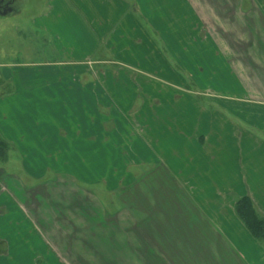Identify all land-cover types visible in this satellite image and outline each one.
<instances>
[{
    "label": "rangeland",
    "instance_id": "374dc122",
    "mask_svg": "<svg viewBox=\"0 0 264 264\" xmlns=\"http://www.w3.org/2000/svg\"><path fill=\"white\" fill-rule=\"evenodd\" d=\"M117 3L14 0L7 14L0 11V97L13 92V124L52 131L57 124L68 130L79 122L83 146L77 160L74 154L60 152L53 157L55 151L39 149L36 142L28 151H16L0 138V170L8 175L5 183L0 181L1 194L8 196V201H0V264H203L201 243L194 244L201 242L203 233L189 230L191 225L193 230L202 227L201 217L187 216L192 211L184 207L170 214L168 200H157L155 194L171 186L169 170L143 166L151 154L139 141L137 116L140 109L142 114L147 111L144 98L150 100L151 112L159 106L150 97L155 88L147 84L154 78H143L148 73L122 62V57L143 67L166 62L178 69L175 59L186 66L188 57L173 59L163 53L161 59L145 40L139 55L131 41L118 39L134 33L124 28L109 34ZM224 29L246 37L252 47L245 53L244 45L220 40L223 58L229 53L237 57L238 66L235 61L231 66L248 95H264V26L257 22L253 31V24H225ZM91 37L98 46L90 53ZM151 41L166 52L163 41ZM114 65L122 72L108 73V81L106 71ZM177 72L185 84L182 90L200 94L196 96L202 100L186 73ZM223 77L226 86L220 89L234 94L233 85L229 83V89L227 84L235 81L225 70ZM75 113L80 121L73 120ZM89 132L97 134L96 151L87 149ZM256 242L264 247V241Z\"/></svg>",
    "mask_w": 264,
    "mask_h": 264
},
{
    "label": "crops",
    "instance_id": "0c3cea01",
    "mask_svg": "<svg viewBox=\"0 0 264 264\" xmlns=\"http://www.w3.org/2000/svg\"><path fill=\"white\" fill-rule=\"evenodd\" d=\"M116 1L119 2L116 4V21L108 33L118 30L134 33L128 38L119 35L118 39L131 41L128 44L136 47L139 55H143L140 51L144 50L145 45L142 47L141 41L145 40L160 57L163 53L173 59L187 56L186 66L177 59L175 65L186 73L203 97L201 100L197 97L200 94L196 96L195 93L182 90L185 84L178 74L180 72H177L179 70L166 62L162 66L143 67L138 62L122 57L123 63L131 65V70L148 73V76L141 75L143 78L153 77L160 81L158 84L151 79L147 83L155 88V94L150 97L159 106L151 112V102L144 98L142 105L148 106L147 111L142 114L140 109L137 116L139 141L144 150L151 154L148 160L144 159L143 166H153L156 172L158 169L169 170L168 182L171 186L167 192L163 191L164 194L160 192V196L155 190L157 200H168L170 214L184 207L192 211L187 216L201 217L202 227L193 230L191 225L189 229L203 233V242L194 243H201V263L264 264L263 245L256 242L234 213L235 202L247 197L257 214L264 216V95L247 94L236 70L231 66L234 61L237 63L235 67L238 66L237 57L229 53L231 58H223L224 53L218 47V41L228 40L244 45L242 50L245 53L251 49L252 45L245 41L246 37L236 36L234 32L230 35L224 25L244 23L251 27L253 24V31H257V22L264 26V0H249L247 6L243 5L245 0ZM250 11L251 14H248ZM140 21L144 26H141ZM146 31H149L150 38ZM91 39L93 42L89 52L98 46L95 37ZM151 40L163 41L166 52H162L161 48L159 50ZM132 46L130 50H134ZM121 47L125 54L124 50L128 46L124 44ZM78 54L81 55V52ZM223 70L228 71V77L235 81V84L232 80L227 84V87L229 83L233 85L234 94L227 95L220 89V85L226 86L222 83L225 78ZM114 71L116 74L122 72L114 65L106 71L108 81V73ZM114 84L118 86L117 82ZM94 85L97 88L96 81ZM241 92L244 94L240 95ZM0 102V138L11 149L28 151L29 144L36 142L39 149L55 151L53 157L60 152L70 156L74 154L77 160L81 159L82 123L71 125L72 129L79 128L77 133H71L72 129L67 130L68 127L60 124L52 131L18 129L13 124V92L0 97ZM211 105L214 107H209ZM96 110L95 106V115ZM77 115L75 113L73 120L80 121L81 117ZM163 120L164 124L161 123ZM88 134L90 136L85 137L87 149L89 152L92 149L96 151L99 143L97 134ZM167 141L168 144L162 145ZM6 175L0 170L2 183H5ZM160 178L163 184V177ZM4 199L8 201V196L0 192V201ZM207 246L209 251L206 250Z\"/></svg>",
    "mask_w": 264,
    "mask_h": 264
},
{
    "label": "trees",
    "instance_id": "16d2710c",
    "mask_svg": "<svg viewBox=\"0 0 264 264\" xmlns=\"http://www.w3.org/2000/svg\"><path fill=\"white\" fill-rule=\"evenodd\" d=\"M0 145H3V143L0 142ZM2 148L0 146L1 150ZM234 213L255 240L264 241V216L257 214L253 204L247 197L240 198L235 202Z\"/></svg>",
    "mask_w": 264,
    "mask_h": 264
},
{
    "label": "flooded vegetation",
    "instance_id": "af4514ba",
    "mask_svg": "<svg viewBox=\"0 0 264 264\" xmlns=\"http://www.w3.org/2000/svg\"><path fill=\"white\" fill-rule=\"evenodd\" d=\"M14 0H8V2H6L5 0H0V11L1 14H7L8 11L10 10V5L13 3ZM10 4V5H9ZM1 15V16H3Z\"/></svg>",
    "mask_w": 264,
    "mask_h": 264
}]
</instances>
